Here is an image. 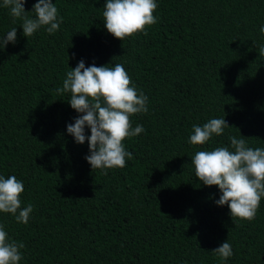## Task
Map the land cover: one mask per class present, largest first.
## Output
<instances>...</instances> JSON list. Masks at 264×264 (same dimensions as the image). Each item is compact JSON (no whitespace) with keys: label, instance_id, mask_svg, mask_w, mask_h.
<instances>
[{"label":"trees","instance_id":"obj_1","mask_svg":"<svg viewBox=\"0 0 264 264\" xmlns=\"http://www.w3.org/2000/svg\"><path fill=\"white\" fill-rule=\"evenodd\" d=\"M155 2L148 34L122 41L104 27L105 0H52L59 30L31 37L0 7V36L16 28L0 50V175L21 180V206L33 205L26 224L0 213L24 244L19 264H264V198L254 220L231 218L191 165L232 136L264 148V0ZM81 59L122 64L148 98L130 117L144 132L122 141L133 156L123 168L92 170L87 141L66 131L82 114L56 89ZM223 117L222 135L188 143L194 124ZM225 240L233 255L222 262L212 250Z\"/></svg>","mask_w":264,"mask_h":264},{"label":"clouds","instance_id":"obj_2","mask_svg":"<svg viewBox=\"0 0 264 264\" xmlns=\"http://www.w3.org/2000/svg\"><path fill=\"white\" fill-rule=\"evenodd\" d=\"M25 3L26 0H3L0 5L9 10L14 21H22L20 27L25 37H31L42 27L50 35L59 30L63 17L58 16L52 0H37L31 11H25ZM157 7L155 0H105L104 27L121 41L141 32L146 36V28L157 23L153 15ZM259 31L264 34V26ZM15 42L16 28L13 27L0 36V50ZM259 55L264 57V45L259 47ZM56 92L70 93V107L82 114L67 125L66 131L78 144L87 141L89 154L85 160L92 170L123 168L133 159L122 141L144 132L142 125L132 126L130 117L147 113L148 98L131 82L122 64L96 66L93 63L86 67L81 59L75 68L66 72L62 87ZM85 127L90 129V135H85ZM226 127L230 126L224 117L211 118L202 126L194 124L188 143L205 145L213 136L222 135ZM229 140L230 147L195 152L191 165L203 185L218 187L217 206L227 205L231 218L250 222L264 198V148L248 146L243 137L232 136ZM23 192L24 184L15 175L7 178L0 175V213L10 214L17 223L26 224L33 205L21 206ZM23 248V242L11 239L0 224V264H19ZM212 252L222 262L233 255L232 245L226 240Z\"/></svg>","mask_w":264,"mask_h":264}]
</instances>
